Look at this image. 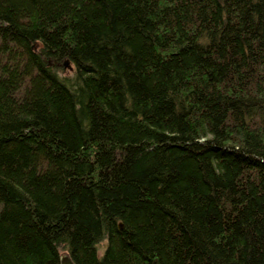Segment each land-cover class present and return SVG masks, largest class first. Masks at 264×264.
Listing matches in <instances>:
<instances>
[{"label":"trees","instance_id":"16d2710c","mask_svg":"<svg viewBox=\"0 0 264 264\" xmlns=\"http://www.w3.org/2000/svg\"><path fill=\"white\" fill-rule=\"evenodd\" d=\"M59 250L264 264V0H0V264Z\"/></svg>","mask_w":264,"mask_h":264},{"label":"water","instance_id":"95a60500","mask_svg":"<svg viewBox=\"0 0 264 264\" xmlns=\"http://www.w3.org/2000/svg\"><path fill=\"white\" fill-rule=\"evenodd\" d=\"M63 67L68 69V70H71V67L68 64V61L63 62ZM118 227L120 228L121 225L118 224ZM59 264H74V263L71 261L69 255L65 253V254L59 256Z\"/></svg>","mask_w":264,"mask_h":264},{"label":"rangeland","instance_id":"374dc122","mask_svg":"<svg viewBox=\"0 0 264 264\" xmlns=\"http://www.w3.org/2000/svg\"><path fill=\"white\" fill-rule=\"evenodd\" d=\"M70 73H71V72H67V70H64V76H65V77L69 76ZM104 246H105V243H104V242H103L102 244L99 245V247H98L99 255L102 253ZM58 253H59V256H61V255L65 254L66 252H65V251H61V250H59Z\"/></svg>","mask_w":264,"mask_h":264}]
</instances>
